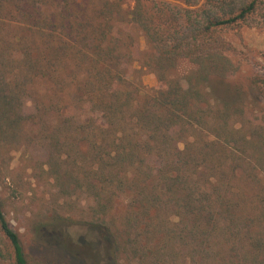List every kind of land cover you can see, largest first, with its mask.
Returning a JSON list of instances; mask_svg holds the SVG:
<instances>
[{
	"label": "trees",
	"instance_id": "obj_1",
	"mask_svg": "<svg viewBox=\"0 0 264 264\" xmlns=\"http://www.w3.org/2000/svg\"><path fill=\"white\" fill-rule=\"evenodd\" d=\"M256 17L259 0H0V144L47 142L39 170L91 200L108 264H264V76L239 84L221 35ZM0 231L26 264L1 204Z\"/></svg>",
	"mask_w": 264,
	"mask_h": 264
},
{
	"label": "rangeland",
	"instance_id": "obj_2",
	"mask_svg": "<svg viewBox=\"0 0 264 264\" xmlns=\"http://www.w3.org/2000/svg\"><path fill=\"white\" fill-rule=\"evenodd\" d=\"M121 2L127 10L133 6V0ZM250 24L221 32L235 47L233 61L238 69L235 79L242 86L253 76H264V20L256 17ZM5 32L8 38L13 33L7 28ZM133 34L137 35L134 54L140 59L145 56L147 46L140 34L135 30ZM142 81L147 87L157 84L155 76L148 72ZM30 112L33 106L28 103L25 113ZM53 118L46 116V120ZM23 143L0 144V204L5 220L18 236L26 264H108L106 247L96 235L91 200L79 194L59 196L51 178L39 170L40 166L47 168V142L35 146ZM48 234L56 237L52 239ZM133 255L121 254L118 264H137ZM0 264H15L1 231Z\"/></svg>",
	"mask_w": 264,
	"mask_h": 264
}]
</instances>
